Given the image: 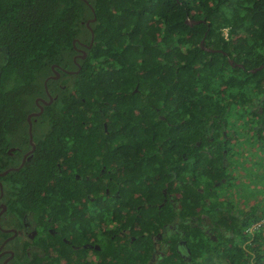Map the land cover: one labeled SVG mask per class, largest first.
Listing matches in <instances>:
<instances>
[{"label":"trees","instance_id":"16d2710c","mask_svg":"<svg viewBox=\"0 0 264 264\" xmlns=\"http://www.w3.org/2000/svg\"><path fill=\"white\" fill-rule=\"evenodd\" d=\"M86 1L0 0V161L5 143L14 138L19 114L24 116L23 107L42 91L51 65L77 68L73 45L89 43L85 21L94 18L89 22L92 44L84 46L83 58L76 59L78 71L60 73L59 79L46 82L55 94L54 111L51 127L38 138L36 149L41 145L62 149L64 144L94 149L92 135L97 132L113 134L115 149H133L138 179L148 174L145 183L139 180L132 187L145 192L149 204L139 210L144 213L133 217V223L139 228L136 231L148 230L140 240L134 236L133 250L127 245L129 236L118 244L117 264L145 263L152 251L150 234L174 215L181 219L189 260L173 252L172 237L159 264H249L242 245L247 228L264 212L246 201L249 210L234 215L233 203L223 199L227 184L220 188L213 183L226 171L222 149L229 151L221 131L229 114H244V137L255 140L257 150L264 147V66L250 71L264 65V0ZM186 19L198 23L189 25ZM59 81L71 86L61 89ZM254 103L261 113L252 109ZM80 132L89 141L84 146H80ZM210 136L217 149L213 158L197 152L196 165L181 158L176 167L173 160L161 157L173 149H193L196 141V149L208 146ZM111 148L108 142L105 149ZM141 155L150 158L143 160ZM171 177H192L202 190L182 182L178 210L167 201L157 208L161 189L175 192ZM126 186L120 187L115 199L120 201L116 221L122 227L128 226L123 206L129 193ZM113 201H102L107 214ZM202 213L216 225V240L200 226L189 224L192 215L197 221L203 219ZM259 257L254 264L260 263Z\"/></svg>","mask_w":264,"mask_h":264},{"label":"flooded vegetation","instance_id":"af4514ba","mask_svg":"<svg viewBox=\"0 0 264 264\" xmlns=\"http://www.w3.org/2000/svg\"><path fill=\"white\" fill-rule=\"evenodd\" d=\"M76 42L77 46L73 45L74 65H77L76 59L85 48L84 43ZM2 58L0 54V64ZM54 70L57 71V75L51 69V73L42 81V91L33 97L32 103L23 107L24 116L19 114L12 132L14 138L5 143V154L1 156L0 264H117L118 244H122L123 239L129 236L127 245L133 250L134 236L140 240L143 233L148 230L147 228L136 231L139 228L133 223V217L144 213V211L139 213V210L149 204L145 192L138 193L132 187L139 180L145 183V176L148 173H144L142 179H138L139 176L133 168L136 160L133 149H115L116 142L111 133L110 136H103L99 132L92 135L94 149H71L65 144L62 149H46L43 145L36 149L38 138L51 127L49 118L54 111L51 103L55 94L48 89L47 80L59 79L60 73L74 74L78 71L77 68ZM57 86L63 89L71 86V83L59 81ZM252 109L258 113L262 112L256 103ZM232 113H235V109ZM158 117L162 118L159 115ZM245 121L244 114H229L227 120L222 123L221 136L227 144L229 153L222 149L221 162L226 171L213 183L215 187L227 184L223 199L233 203L234 208L230 212L236 216L249 210L245 202L251 200L237 198L231 192L235 186L244 185L245 181L236 179L234 173L230 175L227 169L231 158L245 166L243 159L245 157L242 156L251 154L257 148L255 140L249 136L244 137ZM65 125L67 128L70 127L66 122ZM105 126V123H102V129L107 133ZM82 133L78 134L80 146L89 142L83 138ZM108 142L111 149H105ZM67 143L75 145L70 140ZM209 143L208 146L196 149L199 146V142L196 141L193 149L185 151L173 149L172 153L161 157L164 161L166 158L173 160L176 167L180 166L181 158L190 161L194 166L198 160L197 152H203L208 158L215 157L212 153L217 149H214L216 146H213L211 136ZM260 148L257 153L264 157V147ZM141 157L143 160L150 158L149 155ZM262 170L256 173L257 178L256 176L253 178L263 180ZM240 173L241 171L236 172V175ZM163 175H166L165 171ZM168 180L174 184L175 192L166 188L161 189L162 199L157 208L167 201L171 208L178 210V194L182 182L189 184L190 188L202 190L196 186L192 177L185 180L171 177ZM125 183L129 193H126L128 197L125 198L126 203L123 206L127 208L125 215L128 226L122 227L116 221L120 201L115 199L119 197L120 187ZM107 199L114 200L108 214L102 208V201ZM135 199L140 200L139 203L142 204L137 205ZM204 200L208 202L207 198ZM200 217L203 219L197 221V217L192 215L189 224L200 226L205 235L216 240L214 235L218 233L216 225L205 214H200ZM181 223V219L174 215L169 222L162 223L157 231L151 233V254L145 263L137 264L162 262L165 250L168 251L171 246L172 237L173 252L180 259L188 261Z\"/></svg>","mask_w":264,"mask_h":264},{"label":"rangeland","instance_id":"374dc122","mask_svg":"<svg viewBox=\"0 0 264 264\" xmlns=\"http://www.w3.org/2000/svg\"><path fill=\"white\" fill-rule=\"evenodd\" d=\"M256 150L257 149H254V151L249 155L246 154V156H242L245 157L243 158L245 159V166L239 164L231 158L230 165L227 170L230 175L234 173V177L236 179H242L245 181L244 185L239 184V186H235L231 192L234 193L237 198L245 199L251 196L249 198L251 202L258 208L259 211L264 212V178L263 180H256V173H260L261 169L264 171V168H262L264 167V157L260 154L254 155L253 153H256ZM244 168L245 171H243ZM239 171H241V173L236 175V172ZM254 176H256L255 179L253 178Z\"/></svg>","mask_w":264,"mask_h":264},{"label":"built area","instance_id":"2783aa9c","mask_svg":"<svg viewBox=\"0 0 264 264\" xmlns=\"http://www.w3.org/2000/svg\"><path fill=\"white\" fill-rule=\"evenodd\" d=\"M242 247L249 257V264H254L259 255V264H264V215L249 225L247 238ZM256 248L258 253L255 252Z\"/></svg>","mask_w":264,"mask_h":264},{"label":"water","instance_id":"95a60500","mask_svg":"<svg viewBox=\"0 0 264 264\" xmlns=\"http://www.w3.org/2000/svg\"><path fill=\"white\" fill-rule=\"evenodd\" d=\"M82 1H84L85 3H87L86 0H82ZM90 9H91V11H93L92 8H90ZM93 20H94V18L87 19V20L85 21V26L88 28V30H89V32H90V39H89V43H88L87 45H85L86 48H89V47L91 46V44H92L93 32H92L91 28L89 27V22H92ZM185 22H186L187 24H189V25L192 24V23H198V21H194V20H190V19H186ZM200 43H202V40H200ZM201 48H203V49H205V50H207V51H213L212 49L205 48L204 46H201ZM84 56H85V52L82 50V51H81V55H78V57H79V58H83ZM229 63H231V60H229ZM238 66H240V65H238ZM263 66H264V65H259L258 67H256L255 69H251L250 71H251V72H255V71L261 69ZM51 69L53 70V73H55V74L57 75V71L53 69V65H51ZM78 69H79V65L77 64V70H78ZM46 79H47V78H46ZM46 79L44 80V83H45ZM50 100H51V98H49V101H50ZM39 112H40V111H39ZM39 112H38V113H39ZM38 113H36V114H38ZM29 138H30V140H31L30 125H29ZM31 144H32V143H31Z\"/></svg>","mask_w":264,"mask_h":264}]
</instances>
